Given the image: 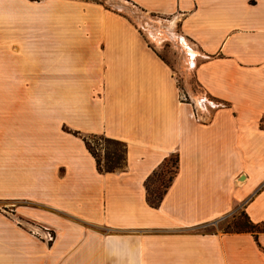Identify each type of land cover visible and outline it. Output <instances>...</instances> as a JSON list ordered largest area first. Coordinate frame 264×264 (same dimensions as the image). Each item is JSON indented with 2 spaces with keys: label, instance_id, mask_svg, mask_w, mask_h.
<instances>
[{
  "label": "crops",
  "instance_id": "1",
  "mask_svg": "<svg viewBox=\"0 0 264 264\" xmlns=\"http://www.w3.org/2000/svg\"><path fill=\"white\" fill-rule=\"evenodd\" d=\"M118 1L168 39L92 2L0 0V264H264V233L218 229L264 223V0ZM91 136L125 144L122 170L97 171Z\"/></svg>",
  "mask_w": 264,
  "mask_h": 264
},
{
  "label": "rangeland",
  "instance_id": "2",
  "mask_svg": "<svg viewBox=\"0 0 264 264\" xmlns=\"http://www.w3.org/2000/svg\"><path fill=\"white\" fill-rule=\"evenodd\" d=\"M35 2H40L42 0H32ZM83 1H87V2H92V3H96L101 5L102 7H104V9L108 10V11H112L115 13H118L122 16L128 17L130 19V21L132 22V24L136 27V28H148L150 31H156L154 29V27L152 26L153 21H149L150 18H148L147 16H145V14H143L141 11L125 5L124 3H122L121 1L118 0H83ZM125 6V8L123 7ZM127 8V9H126ZM154 20V19H151ZM147 26H152V27H147ZM163 27H159V29H162ZM159 31V30H157ZM156 31V32H157ZM151 38V37H150ZM161 56L162 58L170 65V67L172 68V70L176 73V79H177V85L179 87H182L183 85V80L182 77L180 76V70H178V64L181 63L184 66V72H186V69H188L187 67H185V62L179 58V55L167 44L163 50H161ZM190 69V68H189ZM191 70V69H190ZM188 71V70H187ZM190 83L193 86L194 89H196V87L194 86L193 80H192V76H190ZM88 142L91 146V148L93 149V151L96 153V155L98 156V158L101 161V164L103 165L104 163V156L108 153H110L112 151V147L106 145L102 140L101 137L97 136V137H87ZM170 163H168L167 167L171 170L170 168ZM166 168L162 171V173H160V176L155 177L149 184H148V191H149V196L148 198L150 200H153L154 197L158 194L161 193L163 191V186L160 185V179L163 177L164 182L167 181V178L169 177V174H167L165 172ZM248 225V220L246 219V217L244 216L243 213H236V214H232L230 215L226 221H224L222 224L218 225V229L221 232H234V231H242L245 228H247Z\"/></svg>",
  "mask_w": 264,
  "mask_h": 264
},
{
  "label": "trees",
  "instance_id": "3",
  "mask_svg": "<svg viewBox=\"0 0 264 264\" xmlns=\"http://www.w3.org/2000/svg\"><path fill=\"white\" fill-rule=\"evenodd\" d=\"M74 135H78L77 133H73ZM92 137H97V136H92ZM101 137V140L108 146L112 147V151L104 156V163L103 165L101 164L100 159L96 155V153L93 151L91 148L87 137H81L83 142L86 145V148L88 152L92 155V157L95 159L96 162V168L99 173H111L115 171L122 170L125 166V144L118 142L116 140H112L109 138H106L104 136H99ZM168 163H170V168L171 170L167 167ZM165 170L167 174H169V177L167 178V181L164 182L163 177L159 180L160 185L163 186V191L161 193H158L153 200H150L148 198V184L155 178L159 177L160 173ZM178 171V157L176 155H172L168 158H166L156 170L153 171V173L147 178L144 186L146 190V201L147 203L155 208L158 207L166 194L168 188L170 187L172 181L174 180L176 174ZM245 216V215H244ZM246 217V216H245ZM248 220V218L246 217ZM248 227L245 228L242 231H234V232H224V233H250L256 240L257 237L260 233H264V223L261 224H252L248 220Z\"/></svg>",
  "mask_w": 264,
  "mask_h": 264
},
{
  "label": "built area",
  "instance_id": "4",
  "mask_svg": "<svg viewBox=\"0 0 264 264\" xmlns=\"http://www.w3.org/2000/svg\"><path fill=\"white\" fill-rule=\"evenodd\" d=\"M169 21L164 20V23H167ZM152 24V23H149ZM153 26V24H152ZM152 26H147V27H152ZM165 26V25H164ZM154 27V26H153ZM152 27V28H153ZM141 30L146 31L147 33H159V32H154V31H150L148 28H141ZM156 34V38L157 39H164L167 40L168 36L164 35V33H159L158 35ZM177 82V80H176ZM178 90H179V99L180 102L182 103H191L190 98L188 97L187 94H185L183 92V90L181 89V87L178 86ZM193 107H197V105L193 104ZM29 229H28V233L34 237L35 239L47 244V245H51L53 244V242L55 241L56 238V234L55 231L51 228L42 226V225H37V224H32V223H28Z\"/></svg>",
  "mask_w": 264,
  "mask_h": 264
},
{
  "label": "bare ground",
  "instance_id": "5",
  "mask_svg": "<svg viewBox=\"0 0 264 264\" xmlns=\"http://www.w3.org/2000/svg\"><path fill=\"white\" fill-rule=\"evenodd\" d=\"M155 39H157V38H155ZM188 52H189V53H191V51H190V50H188ZM191 54H192V53H191Z\"/></svg>",
  "mask_w": 264,
  "mask_h": 264
}]
</instances>
